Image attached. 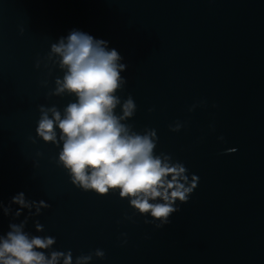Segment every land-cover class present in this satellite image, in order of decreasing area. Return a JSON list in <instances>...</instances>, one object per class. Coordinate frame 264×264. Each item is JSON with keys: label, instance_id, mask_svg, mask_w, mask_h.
I'll return each mask as SVG.
<instances>
[{"label": "water", "instance_id": "water-1", "mask_svg": "<svg viewBox=\"0 0 264 264\" xmlns=\"http://www.w3.org/2000/svg\"><path fill=\"white\" fill-rule=\"evenodd\" d=\"M74 29L122 56L117 95L137 105L127 123L155 129L156 153L199 177L162 228L118 192L75 187L56 162L62 144L37 136L40 105L75 100L47 95L63 72L45 59ZM19 192L50 205L25 231L55 237L52 250L74 258L105 252L90 264H264V0H0V199ZM27 215L0 213V235Z\"/></svg>", "mask_w": 264, "mask_h": 264}, {"label": "clouds", "instance_id": "clouds-1", "mask_svg": "<svg viewBox=\"0 0 264 264\" xmlns=\"http://www.w3.org/2000/svg\"><path fill=\"white\" fill-rule=\"evenodd\" d=\"M45 59L63 72L62 77L55 78V88L47 95H68L75 100L63 110L56 105H40L36 133L45 143L57 147L62 144L56 162L66 170L70 182L99 196L118 192L119 198L128 200L136 213L150 215L151 219L144 221L146 224H154L156 228L168 225L172 214L180 211L176 202L189 201L199 177L189 176L186 166L171 154L156 153L159 138L155 129L137 132L127 123L134 117L137 105L131 95L123 100L117 95L127 83L121 75L127 65L121 63L120 53L110 49L108 41L74 29L51 44ZM40 64L38 59L36 67ZM42 84L47 86V80ZM205 103L200 101L189 111ZM182 127L177 121L169 125V130L179 132ZM12 205L19 206L14 213ZM49 207L44 200L26 199L24 192L14 195L7 206L0 199L3 216L16 219L24 209L28 210L23 221L10 222L7 233L0 235V264H90L93 257L104 259L105 252L101 249L74 258L71 250H52L55 237L25 231L28 220ZM35 230L43 232L44 226L35 221Z\"/></svg>", "mask_w": 264, "mask_h": 264}]
</instances>
